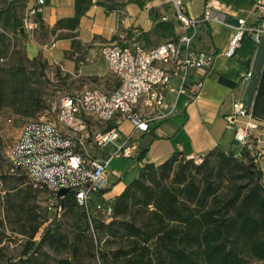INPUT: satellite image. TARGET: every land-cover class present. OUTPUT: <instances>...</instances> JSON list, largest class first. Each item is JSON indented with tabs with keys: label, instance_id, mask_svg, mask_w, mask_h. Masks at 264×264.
<instances>
[{
	"label": "built area",
	"instance_id": "obj_1",
	"mask_svg": "<svg viewBox=\"0 0 264 264\" xmlns=\"http://www.w3.org/2000/svg\"><path fill=\"white\" fill-rule=\"evenodd\" d=\"M46 0H32L21 18V29L32 38L39 29L38 17ZM168 12L163 22H173L175 37L147 46L126 40V35L105 44L100 55L114 82L110 88L93 85L80 92L67 93L52 113L23 124L19 143L6 151L8 175L22 177L46 199V207L59 218L64 208L61 200L71 195L91 223L92 217L109 222L111 202L104 198L109 187V169L114 158H134L137 147L131 142L135 131L149 133L155 125L167 122L179 109L199 94L203 78L214 60V53L202 44L205 28L212 22L226 23L227 17L238 24L226 51L232 55L244 38L257 44L264 35V3L256 0L245 17L239 9L218 0H207L199 17L188 15L183 0H164ZM252 17V22L249 19ZM135 36L139 32L131 31ZM242 119V120H241ZM234 130L239 148L249 149L259 122L241 102L233 105V114L225 117ZM11 123L5 118V125ZM128 123V134L121 125ZM108 124L113 126L106 129ZM97 125L103 128L97 129ZM195 164L202 156H186ZM256 162V161H255ZM61 189L68 193L58 196ZM100 198V199H99ZM91 225V224H90ZM91 232L93 229L91 227Z\"/></svg>",
	"mask_w": 264,
	"mask_h": 264
},
{
	"label": "trees",
	"instance_id": "obj_2",
	"mask_svg": "<svg viewBox=\"0 0 264 264\" xmlns=\"http://www.w3.org/2000/svg\"><path fill=\"white\" fill-rule=\"evenodd\" d=\"M218 1L240 9L253 5L256 0ZM12 2L0 0V39L8 28L20 37L25 36L21 19L10 7ZM91 4V0H74V15L58 20L54 31L74 30ZM154 19L151 35L164 40L175 37L173 22L161 21L158 14ZM209 32L206 27L205 33ZM25 61L38 63L43 71L46 68V62L38 56L32 59L26 56ZM33 74L27 77L22 66L10 74L9 97L13 106L19 104V111L24 106L30 108L31 103L34 112L43 108L30 87ZM3 83L0 74V108ZM250 112L256 121L264 122V67ZM112 126L108 124L106 129ZM145 153L146 148L142 147L135 159L141 161ZM201 156L202 161L195 164L185 155L174 152L161 164L141 166L136 177L111 202L112 219L107 223L97 217H92L90 223L71 195L63 201V212L72 214L82 232L92 227L94 234L105 231L112 239L125 244L110 253L96 250L100 264H247L249 260L264 263V184L255 158L249 149H240L237 156L220 147ZM14 178L19 182L23 179ZM28 187L30 192L40 194ZM17 202L19 212H24L23 220H28L26 197L20 196ZM39 228V223L31 226L19 256L20 264H30L32 255L45 242L58 240L59 224L55 218L40 232ZM37 234L38 240H35Z\"/></svg>",
	"mask_w": 264,
	"mask_h": 264
},
{
	"label": "rangeland",
	"instance_id": "obj_3",
	"mask_svg": "<svg viewBox=\"0 0 264 264\" xmlns=\"http://www.w3.org/2000/svg\"><path fill=\"white\" fill-rule=\"evenodd\" d=\"M95 1L104 6L106 10H111L109 15L101 9L100 13L95 16L94 22L100 25L104 21L111 19L114 14L112 9H116L117 6L113 0H94V2ZM189 2L196 11L201 9L202 4L199 3V0H189ZM26 6L27 0H13L10 7L14 9L19 19H21ZM130 8L131 7H128L127 9ZM239 12L241 11H238L240 17L246 16L245 13L241 12L239 14ZM250 21L251 19L248 23ZM213 23L222 22L212 21L210 24ZM222 24L228 25L227 23ZM134 29L136 28L131 26L129 29L124 30L123 35H126V40L131 41L134 39L138 42H144L147 45L159 43L164 40L163 37H156L153 35L150 37L148 34L142 33L138 29L136 30L139 32V35L135 36L131 33ZM3 33L4 36L0 39V74L5 81L2 87L4 93L3 103L0 108V264H20L19 256L30 233L31 226L35 223H39L40 232L48 221L53 218H55L56 222L59 224L57 233L58 240L54 242H45L38 252L32 255L29 261L30 264H100L96 250L110 253L125 244L112 239L105 231L95 233L94 236L91 229L82 232L80 227H77L74 217L69 212L64 211L59 218L55 217L53 212L47 209L45 197L33 191L30 192L24 178L20 181L22 183H20L16 181L13 176H8L5 158L8 146L15 142L23 124L42 115L52 113L63 95L80 92L84 88L93 85L105 86L106 88L112 86L114 79L108 72L107 65L100 55L101 47L105 43H108V41H98L95 49L91 52L88 51L91 46H82L80 42L74 39L71 41V49L64 52V45L67 43L62 41L58 44L55 51H45L43 54L47 59H50L51 53L58 52L61 54L60 62L64 66L63 69L66 72L61 70L58 65L48 63L39 55L38 57H40L41 61L46 62V68L43 71L38 63L29 64L25 61L24 44L27 35L20 37L11 28L4 30ZM86 33L89 35V32ZM45 34L44 32L43 35ZM34 36L32 38H34ZM52 36L54 37L48 40H57L63 37V34L55 33L53 30ZM73 60L77 64L79 62L83 63L79 68V74L82 76H77L73 73L75 70V63ZM21 66L26 68L27 77H30V73H34L30 79V87L33 89L36 99L40 100V104L43 107L39 111L34 112L35 107L32 103L30 108L24 106V108H21V111H19V104L15 106L11 104L10 100H12V98L9 97L11 93L9 77L11 73H14L16 69L21 68ZM184 100V98L180 99V104H182ZM7 117L11 119V123L5 125L4 120ZM101 128L103 127L97 125V129ZM123 129L125 128L123 127ZM129 129L131 130V127ZM149 136L150 133L141 135L140 132L135 131L132 134L131 142L134 143L139 150L141 146L146 145V138ZM233 148H238L237 151H233V153L238 156L240 152L239 145L234 144ZM225 150L227 152L230 151L228 149ZM255 151H250L254 158L257 157V152ZM109 169L117 173V176L120 177V183L126 184L137 175L139 164L136 159L132 158H114L109 164ZM261 183L264 184V172H262ZM20 196H24L27 199L25 213L28 216V220L26 221L23 220L24 212H19L17 208V201ZM38 236L37 234L34 239L38 240ZM99 238L100 242L98 243ZM64 261L66 263H63ZM247 264L260 263L249 260Z\"/></svg>",
	"mask_w": 264,
	"mask_h": 264
},
{
	"label": "crops",
	"instance_id": "obj_4",
	"mask_svg": "<svg viewBox=\"0 0 264 264\" xmlns=\"http://www.w3.org/2000/svg\"><path fill=\"white\" fill-rule=\"evenodd\" d=\"M137 1L141 2L143 6L140 7ZM183 1L188 15L199 17L207 0H199V3L202 4L199 11L194 9L189 0ZM113 2L116 3L117 8L112 9L114 14L111 15V19L100 25L96 24L94 19L101 9L109 15L111 10H106L99 2L92 0V4L80 17L79 24L74 30L56 29L55 33L63 34V37L57 40H48L54 37L52 31L58 20L74 15V0H46L39 17L41 25L38 31L34 38L26 37L24 44L26 56L32 59L41 55L48 63L56 64L66 72L60 62L61 54L58 52L51 53L50 59H47L43 53L55 51L62 41L67 43L64 45V52H67L71 49L73 39L80 42L82 46H91L88 50L91 52L95 49L98 41L107 40L108 43H111L115 41V38L117 39L118 35H123L124 30L131 26L152 37L150 33L155 24V14L161 16L168 12V6L164 0H113ZM261 2L264 3V0ZM31 3L32 0H27V5ZM128 7L131 8L127 9ZM249 7L236 9L247 14L246 10ZM250 19L252 22V17ZM207 27L210 34L205 33L202 44L215 56L211 67L203 78L202 88L194 100L186 104L185 100L182 104L179 101V109L175 116L167 122L151 128L150 136L146 138V145L141 146V148H146V153L144 158L138 162L139 168L147 163L161 164L174 152H179L185 156H198L204 155L215 147L228 149L232 152L238 150V148H233V145L236 144L234 130L227 127L225 117L233 114V105L236 102L242 103L243 101L257 44L252 38H244L233 54L227 55L226 51L230 38L234 35L235 27L222 23L209 24ZM84 30L89 32V35ZM44 32L45 35H43ZM67 34H74V36ZM74 63L75 70L73 73L82 76L79 74V68L83 63L77 64L75 61ZM129 128L128 123L121 125V131L124 134L129 133ZM143 134L141 133V135ZM139 150L137 149V154ZM249 150H256L257 167L264 172V122L262 121L259 122V130L254 133ZM119 179L118 176L109 175L111 186L104 194L105 199L113 201L114 197L119 195L128 184L120 183Z\"/></svg>",
	"mask_w": 264,
	"mask_h": 264
},
{
	"label": "water",
	"instance_id": "obj_5",
	"mask_svg": "<svg viewBox=\"0 0 264 264\" xmlns=\"http://www.w3.org/2000/svg\"><path fill=\"white\" fill-rule=\"evenodd\" d=\"M226 23L233 26H236L238 24L237 19L232 17H227ZM21 31L23 32L22 29ZM262 67H264V35L260 37V40L256 45L255 54L253 57L252 65L247 79L244 98L242 101L243 108L246 112L249 111L251 107L252 98L258 86ZM66 193H68L67 189H61L57 195L63 196ZM61 206L63 207V200H61Z\"/></svg>",
	"mask_w": 264,
	"mask_h": 264
},
{
	"label": "bare ground",
	"instance_id": "obj_6",
	"mask_svg": "<svg viewBox=\"0 0 264 264\" xmlns=\"http://www.w3.org/2000/svg\"><path fill=\"white\" fill-rule=\"evenodd\" d=\"M27 123H29V122H27ZM22 132H23V127H22V129L20 130V133H19V135H18V137H17V139L15 140L14 143H19V141L21 140Z\"/></svg>",
	"mask_w": 264,
	"mask_h": 264
}]
</instances>
